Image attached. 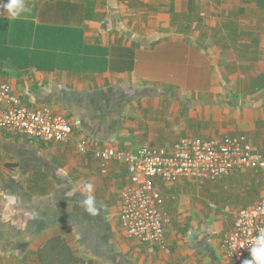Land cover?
Returning <instances> with one entry per match:
<instances>
[{"label":"crops","instance_id":"0c3cea01","mask_svg":"<svg viewBox=\"0 0 264 264\" xmlns=\"http://www.w3.org/2000/svg\"><path fill=\"white\" fill-rule=\"evenodd\" d=\"M209 2L207 11L198 0H25L30 11L16 20L0 7V85L73 123L67 142L0 133V264H39L55 233L98 264H242L225 259L221 233L264 196V169L157 181L172 225L166 246L150 249L119 225L125 165L93 157L227 135L264 156V0ZM88 182L94 217L78 191Z\"/></svg>","mask_w":264,"mask_h":264},{"label":"built area","instance_id":"2783aa9c","mask_svg":"<svg viewBox=\"0 0 264 264\" xmlns=\"http://www.w3.org/2000/svg\"><path fill=\"white\" fill-rule=\"evenodd\" d=\"M73 123L50 106H27L8 84L0 85V133L31 137L44 144L67 142ZM85 153V145L80 144ZM102 167L116 161L125 165L129 182L121 190L119 225L124 236L150 249H163L172 225L162 211L157 181L201 183L216 180L240 169H264V156L245 135L220 139L187 137L170 148L141 146L134 150L106 148L93 153ZM264 229V196L239 210L232 228L221 233L226 260L242 263L250 259L251 241ZM242 246V247H241Z\"/></svg>","mask_w":264,"mask_h":264},{"label":"clouds","instance_id":"9594fccd","mask_svg":"<svg viewBox=\"0 0 264 264\" xmlns=\"http://www.w3.org/2000/svg\"><path fill=\"white\" fill-rule=\"evenodd\" d=\"M0 7H2L10 20H16L22 14L27 13L30 9L26 6L25 0H0ZM58 175H66L63 169H58ZM85 197L81 199V204L86 213L90 216H96L101 209L97 206V201L93 195V184L88 182L84 183L81 189H78ZM72 194H75L73 192ZM250 259L243 260L242 264H264V229L259 230L258 235L251 241ZM242 247V246H241Z\"/></svg>","mask_w":264,"mask_h":264},{"label":"trees","instance_id":"16d2710c","mask_svg":"<svg viewBox=\"0 0 264 264\" xmlns=\"http://www.w3.org/2000/svg\"><path fill=\"white\" fill-rule=\"evenodd\" d=\"M45 29L42 31L45 32L50 28ZM36 259L39 264H98L92 258L75 254L61 233L48 236L41 242L36 252Z\"/></svg>","mask_w":264,"mask_h":264},{"label":"rangeland","instance_id":"374dc122","mask_svg":"<svg viewBox=\"0 0 264 264\" xmlns=\"http://www.w3.org/2000/svg\"><path fill=\"white\" fill-rule=\"evenodd\" d=\"M198 1H200L201 3H202V9L203 10H209V8H210V6L212 5L209 1L210 0H198ZM216 6H219V8H221V5L220 4H216ZM214 9H216V8H214ZM91 38V37H90ZM5 39V38H4ZM5 42L6 43H9L10 44V42H9V40L8 39H5ZM36 43V41L34 42V44ZM39 43H43V47H44V40H41ZM234 53V55H237V57L239 58L240 57V53L239 52H233ZM197 184V183H196Z\"/></svg>","mask_w":264,"mask_h":264}]
</instances>
